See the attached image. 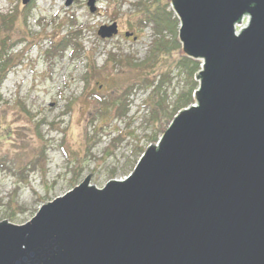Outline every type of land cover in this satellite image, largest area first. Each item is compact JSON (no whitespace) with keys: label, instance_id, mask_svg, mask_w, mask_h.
I'll return each mask as SVG.
<instances>
[{"label":"water","instance_id":"water-1","mask_svg":"<svg viewBox=\"0 0 264 264\" xmlns=\"http://www.w3.org/2000/svg\"><path fill=\"white\" fill-rule=\"evenodd\" d=\"M172 3L182 52L203 63L196 104L123 179L89 173L27 221L0 220V264H264V0Z\"/></svg>","mask_w":264,"mask_h":264},{"label":"rangeland","instance_id":"rangeland-1","mask_svg":"<svg viewBox=\"0 0 264 264\" xmlns=\"http://www.w3.org/2000/svg\"><path fill=\"white\" fill-rule=\"evenodd\" d=\"M30 1L0 0V49L10 59L0 85V220L16 224L89 173L96 187L126 177L171 121L162 120L157 129L150 118L154 84L164 79L171 109L192 80L188 68L173 61L184 54L181 47L171 57L149 54L160 35L139 22V2L152 0H95L93 11L87 0H34L24 18ZM112 21L118 34L99 37L97 29ZM162 34L172 38L166 30ZM70 35H77L81 48L55 53L52 41ZM110 53L120 61L109 59ZM127 57L156 61L134 67ZM190 104H196L194 97L180 109Z\"/></svg>","mask_w":264,"mask_h":264},{"label":"trees","instance_id":"trees-1","mask_svg":"<svg viewBox=\"0 0 264 264\" xmlns=\"http://www.w3.org/2000/svg\"><path fill=\"white\" fill-rule=\"evenodd\" d=\"M142 2H139V4L142 6L141 13H142V19L139 21L142 26H146L148 24H152L153 30L155 33L159 34L160 36L155 38L153 40V45L151 47L150 55H154V57L157 59V56L159 54L167 55V57H171L174 49H180L181 42L177 38V26H178V19L172 15V12L170 9H168V2L166 0H152L151 3L148 4H141ZM34 4V0H31L29 4L24 6L23 13L27 16L28 10L32 8ZM16 10V9H15ZM11 16H15L12 14ZM166 30L170 32L172 35V38H166L162 33ZM52 41V40H51ZM52 47L53 51L55 53L62 54L68 46H73V50H75L78 47L79 42L76 39V35L71 36L67 39H60L58 41H52ZM3 48V47H2ZM5 50L0 49V85L3 80V76L6 73V70L8 68L9 64V58H5L4 56ZM176 57L173 61L176 62L177 65H183L188 68V73L191 76L192 80L190 83V86L187 90L181 91L176 96V101L173 105V107L170 109L168 103H166L167 94L162 91L163 86V78L162 80L159 79L158 82H156L153 86V93L152 96H150V118L151 120L155 121L156 127L158 129L160 122L163 120L164 122H168L172 119L174 114L179 110L180 108L186 106L193 100L192 93L194 89L196 88L197 82L195 79V73L200 69V63L201 60L198 58H191L185 54H178L176 53ZM110 58L113 59L114 62L116 60H119V58L116 57L115 54L110 53ZM132 57H127V61L130 65L134 67H148L154 65L155 59L151 60V58L147 57L139 62H132ZM149 81V80H145ZM151 82V81H149ZM152 99V101H151ZM148 100L146 99L143 101V105L145 106ZM122 106V104H121ZM124 107V103H123ZM125 110H123L124 112ZM158 124V126H157ZM156 133L153 136V142L156 140ZM155 139V140H154Z\"/></svg>","mask_w":264,"mask_h":264},{"label":"bare ground","instance_id":"bare-ground-1","mask_svg":"<svg viewBox=\"0 0 264 264\" xmlns=\"http://www.w3.org/2000/svg\"><path fill=\"white\" fill-rule=\"evenodd\" d=\"M174 4L172 3V0H168V9H170L171 10V12H172V15L173 16H175L177 19H178V23H179V18H178V16H177V12L175 11V9H174V6H173ZM247 18H246V16H244V15H242L238 20H236L233 24V26L235 27V30L237 31V30H239L240 28H243L244 26H246L247 25V23H248V20H246ZM113 23V21L112 22H110L109 24H107V25H111ZM118 32H119V29H118V25H117V32L116 33H113L111 36H106V37H102L101 35H99L98 33V35H99V37H101V38H103V39H106V38H110V37H112V36H115V35H117L118 34ZM235 33H237V32H235ZM71 36V35H70ZM77 36V35H76ZM69 38V37H68ZM78 48H81V46L78 44V47H77V49ZM77 50H73L72 52H76ZM112 54H114V53H112ZM189 56V55H188ZM189 57H191V58H194V57H192V56H189ZM201 60V59H200ZM105 64H106V62H105ZM104 64V65H105ZM201 64H203L202 63V60H201V63H200V69L199 70H202V65ZM199 70H198V72H199ZM89 71V70H88ZM130 88H132V87H130ZM193 94H194V91H193V93H192V96H193ZM146 100V99H145ZM145 100H143V101H145ZM143 101H141V103H140V106L141 107H144V105H143Z\"/></svg>","mask_w":264,"mask_h":264},{"label":"flooded vegetation","instance_id":"flooded-vegetation-1","mask_svg":"<svg viewBox=\"0 0 264 264\" xmlns=\"http://www.w3.org/2000/svg\"><path fill=\"white\" fill-rule=\"evenodd\" d=\"M133 37H134V35L132 34V35H130V36H128V38H132L133 39Z\"/></svg>","mask_w":264,"mask_h":264}]
</instances>
